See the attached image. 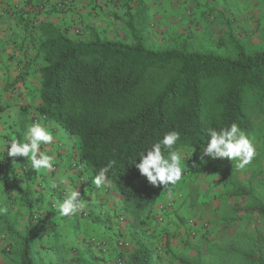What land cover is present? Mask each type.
Wrapping results in <instances>:
<instances>
[{
    "label": "trees",
    "instance_id": "obj_1",
    "mask_svg": "<svg viewBox=\"0 0 264 264\" xmlns=\"http://www.w3.org/2000/svg\"><path fill=\"white\" fill-rule=\"evenodd\" d=\"M34 31L35 60L41 64L37 111L75 138L77 156L96 175L112 164L107 183L121 201L118 215L130 216L137 229L145 227L154 202L178 183L152 186L134 164L142 153L171 131L180 134L177 147L199 151L209 128L236 123L248 134L264 117V51L246 53L237 44L229 57L187 45L155 49L137 33L131 42L96 33L81 41L51 23H38ZM234 188L236 196L250 195ZM245 212L264 218V203ZM30 240L22 239L20 264H41ZM135 244L130 264H151L149 244ZM239 256L242 264H264L260 243Z\"/></svg>",
    "mask_w": 264,
    "mask_h": 264
},
{
    "label": "rangeland",
    "instance_id": "obj_2",
    "mask_svg": "<svg viewBox=\"0 0 264 264\" xmlns=\"http://www.w3.org/2000/svg\"><path fill=\"white\" fill-rule=\"evenodd\" d=\"M47 13L75 40L96 33L131 42L137 33L155 49L187 45L229 57L236 55L237 44L246 53L264 51V0H68ZM247 135L258 155L244 169L228 158L201 159L202 149H181L184 174L173 191L154 202L142 230L130 216L119 217L120 204L105 208L103 235L112 241L107 246L99 241L101 248L91 241L99 238L89 236L98 256L82 264H130L137 239L151 247V264H181L180 259L242 264L241 252H254L257 243L264 249V218L245 212L264 203V117ZM234 186L250 195L236 196Z\"/></svg>",
    "mask_w": 264,
    "mask_h": 264
},
{
    "label": "crops",
    "instance_id": "obj_3",
    "mask_svg": "<svg viewBox=\"0 0 264 264\" xmlns=\"http://www.w3.org/2000/svg\"><path fill=\"white\" fill-rule=\"evenodd\" d=\"M67 1L0 0V163L6 161L0 165V203L9 208L0 216V264L20 262L25 237H30L41 264L89 262L98 256L97 248L87 242L89 236L112 241L103 235L106 225L100 221L109 206L115 208L121 201L109 183H93L96 174L77 156L75 138L37 111L41 64L35 60L33 29L38 23L52 24L54 13L47 11ZM33 123L55 135L54 144L42 147L54 157L52 171H36L26 157L9 155L10 143L26 142ZM70 188L79 192L85 205L76 215L63 217L58 204Z\"/></svg>",
    "mask_w": 264,
    "mask_h": 264
},
{
    "label": "clouds",
    "instance_id": "obj_4",
    "mask_svg": "<svg viewBox=\"0 0 264 264\" xmlns=\"http://www.w3.org/2000/svg\"><path fill=\"white\" fill-rule=\"evenodd\" d=\"M208 142L202 149V157L207 156L213 159L228 158L236 161L237 167L244 169L250 165L258 155L255 142L241 128L232 123L228 127L216 130L208 129ZM180 134L176 131L168 132L163 138L146 150V155L142 153L139 163L135 167L140 174L146 177L152 186L175 185L184 174L181 162L185 158L182 150L177 147ZM55 135L45 125L41 123L31 124L26 132V142L12 141L9 155L13 157H26L31 162V166L36 171L53 170L54 157L45 154L43 146L54 144ZM112 164L102 168L96 175L93 183L99 186H108V173ZM63 183V181H62ZM53 188L56 184L52 185ZM79 192L69 189L61 202L58 204L59 213L63 217L76 215L85 205L83 199H78ZM9 208L0 203V216L7 215Z\"/></svg>",
    "mask_w": 264,
    "mask_h": 264
},
{
    "label": "built area",
    "instance_id": "obj_5",
    "mask_svg": "<svg viewBox=\"0 0 264 264\" xmlns=\"http://www.w3.org/2000/svg\"><path fill=\"white\" fill-rule=\"evenodd\" d=\"M7 162H8V161H7ZM3 164L5 165V164H6V161L0 163L1 166H2ZM91 241L95 243V241H97V240H96V239H91ZM96 244H97V246H101V248L104 247V244L101 243V242H99V241H98V243H96Z\"/></svg>",
    "mask_w": 264,
    "mask_h": 264
}]
</instances>
